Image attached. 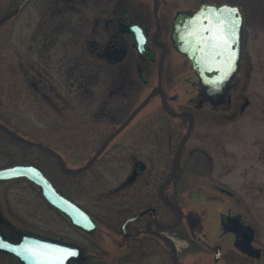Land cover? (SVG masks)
<instances>
[{
    "label": "flooded vegetation",
    "instance_id": "af4514ba",
    "mask_svg": "<svg viewBox=\"0 0 264 264\" xmlns=\"http://www.w3.org/2000/svg\"><path fill=\"white\" fill-rule=\"evenodd\" d=\"M54 1L64 4L61 12L79 11L81 3H89L85 7L91 9L94 34L76 45L90 51L95 63L98 59L109 62L117 70L116 77L108 91H87L94 96L96 123L87 124L92 132L81 129L74 140L65 142L75 146L69 154L49 141L21 133L44 146L26 143L1 127L0 131L42 150L48 162H27L42 167L57 191L74 202L86 227L53 204L33 180L0 179V264H40L23 257L34 242L52 243L47 252L63 256L60 264H101L100 259L106 264H264V200L244 203L237 191L215 182L209 189L190 188L193 170L200 168L208 175L209 185L217 162L209 148L190 155V138L199 119L195 109L217 111L225 119L236 98L234 91L242 81L251 82L254 68L264 64V0ZM75 2L79 3L74 6ZM204 4L235 5L242 12L238 66L231 79L233 87L220 105L202 94L192 58L177 49L172 36L176 16L193 14ZM207 13L221 16L228 12ZM204 26L200 32L210 44L226 39L216 20ZM210 27L212 31H205ZM82 82L93 89L98 75L81 76ZM151 92L145 105L130 117ZM132 94L141 97L133 108ZM242 95L239 91L238 96ZM154 100L156 106L150 107ZM252 103L245 96L240 111ZM261 128L264 131V124ZM219 146L224 155L225 146L221 142ZM260 157L264 158V144L256 158L246 159ZM237 163L235 159V165L228 166L230 173L234 167L236 171ZM240 175L242 170L235 173V180L240 181ZM19 180L32 186H16ZM215 190L224 195L210 197ZM253 192V198L260 200L264 186ZM184 195L187 206L182 203ZM194 197L204 199L196 203L200 211L194 203L190 207ZM223 213L232 217L228 224L234 230L222 224Z\"/></svg>",
    "mask_w": 264,
    "mask_h": 264
},
{
    "label": "rangeland",
    "instance_id": "374dc122",
    "mask_svg": "<svg viewBox=\"0 0 264 264\" xmlns=\"http://www.w3.org/2000/svg\"><path fill=\"white\" fill-rule=\"evenodd\" d=\"M20 2L1 0L0 18ZM78 3L75 2L74 6ZM88 4L81 3V7H77L79 11L61 12L62 8L65 9L62 3L32 0L0 26V119L19 133L42 142L49 141L68 154L75 146L69 145L72 142L65 145V142L74 140L81 129L86 130L84 133L92 132L87 124L96 123L91 103L94 96L87 91L110 90L117 74L116 68L109 62L98 59L95 63L96 57L90 51L76 45L80 40L84 43L83 39L92 38L94 34V19L90 7L86 8ZM92 73L98 75L95 88L87 87L83 82L80 84L81 76L89 78ZM239 91L243 92L241 97L238 96ZM259 92L261 95H257ZM234 95L236 98L232 108L226 111L225 119L217 111L195 109L199 119L190 138V155L203 154L202 149L209 148L217 162L209 185L208 175L200 168L193 170L190 188L200 186L209 189L208 186L215 182L218 186L237 191L244 203H262L264 195H260L258 200L253 198L252 193H255L253 188L264 186V158H246H256L264 144L261 128L264 124V64L254 68L253 80L242 81ZM245 96L253 103L242 113L240 107ZM140 99L132 94L131 107ZM149 106L155 107L156 100ZM99 122L104 124V120ZM220 142L226 148L224 159ZM38 150L0 131V166L30 160L45 164L48 159L41 149ZM235 159L238 161L236 171L234 167L230 173L228 166H234ZM69 161L74 164V157H70ZM223 163L225 169L222 168ZM241 170L240 181L235 180V173L239 175ZM15 185L32 186L26 180H19ZM219 194L224 195L217 190L210 197H218ZM187 201L184 195V206H187ZM198 202H204V199L194 197L190 200V207ZM196 208L201 210L200 206L196 205ZM100 262L106 264V260L100 259Z\"/></svg>",
    "mask_w": 264,
    "mask_h": 264
},
{
    "label": "water",
    "instance_id": "95a60500",
    "mask_svg": "<svg viewBox=\"0 0 264 264\" xmlns=\"http://www.w3.org/2000/svg\"><path fill=\"white\" fill-rule=\"evenodd\" d=\"M26 1L27 0L16 10L0 19V24L19 11ZM208 11H223L228 13H226V15L213 16L209 15L207 13ZM231 12H236L238 15L234 16ZM241 13L240 7L235 5L204 4L193 14L180 12L174 20L172 35L174 44L181 52L192 58L196 71L201 78V83L204 86L202 93L216 105L224 102L226 94L232 87L231 79L238 66L241 49ZM223 18L235 20L238 21V23L232 29L231 33H226V39L223 40L221 44H210L208 40L202 36L200 29L202 27V30H204L207 27L204 26L206 22H211L213 20L218 21ZM193 21H195V26L193 25ZM203 22L205 23L202 25ZM148 99L149 98H146L138 106L137 110L140 109ZM132 116L133 115H131V117ZM0 127L20 140L44 146L42 143L30 140L10 130L1 122ZM13 177H28L34 180L44 189L45 194L53 204L69 213L75 223L86 227L84 222L81 221L80 215L77 214L78 210L75 204L56 190L40 166L34 163H24L0 169V179ZM230 218H232L230 215L222 214V223L228 230H234L235 226L228 224ZM33 245L34 246L28 250L29 252H25L23 256L25 259H29L30 262L60 264L64 260V257L61 256V258H59L58 254L54 256L48 254L47 250L50 249L52 243L34 242ZM39 248L43 250V253L37 251Z\"/></svg>",
    "mask_w": 264,
    "mask_h": 264
},
{
    "label": "snow or ice",
    "instance_id": "6c2138e0",
    "mask_svg": "<svg viewBox=\"0 0 264 264\" xmlns=\"http://www.w3.org/2000/svg\"><path fill=\"white\" fill-rule=\"evenodd\" d=\"M218 24H220L219 31L222 33H231L232 29L236 26L238 21L235 20H229L228 18H223L222 20L217 21ZM205 31H212L211 28L206 29ZM68 255H75V252L68 253Z\"/></svg>",
    "mask_w": 264,
    "mask_h": 264
}]
</instances>
